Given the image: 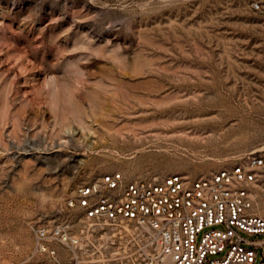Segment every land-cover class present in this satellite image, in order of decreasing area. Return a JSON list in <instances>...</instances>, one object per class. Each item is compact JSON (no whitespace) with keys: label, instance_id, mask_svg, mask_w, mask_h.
<instances>
[{"label":"rangeland","instance_id":"rangeland-1","mask_svg":"<svg viewBox=\"0 0 264 264\" xmlns=\"http://www.w3.org/2000/svg\"><path fill=\"white\" fill-rule=\"evenodd\" d=\"M248 154L264 158V0H0V264L79 184Z\"/></svg>","mask_w":264,"mask_h":264},{"label":"built area","instance_id":"built-area-1","mask_svg":"<svg viewBox=\"0 0 264 264\" xmlns=\"http://www.w3.org/2000/svg\"><path fill=\"white\" fill-rule=\"evenodd\" d=\"M258 1L253 10H262ZM187 179L107 172L79 184L56 221L32 225L33 245L7 264H264V213L252 183L264 163Z\"/></svg>","mask_w":264,"mask_h":264},{"label":"crops","instance_id":"crops-1","mask_svg":"<svg viewBox=\"0 0 264 264\" xmlns=\"http://www.w3.org/2000/svg\"><path fill=\"white\" fill-rule=\"evenodd\" d=\"M262 214L264 213V211L263 212H261Z\"/></svg>","mask_w":264,"mask_h":264},{"label":"bare ground","instance_id":"bare-ground-1","mask_svg":"<svg viewBox=\"0 0 264 264\" xmlns=\"http://www.w3.org/2000/svg\"><path fill=\"white\" fill-rule=\"evenodd\" d=\"M258 175V174H257Z\"/></svg>","mask_w":264,"mask_h":264}]
</instances>
